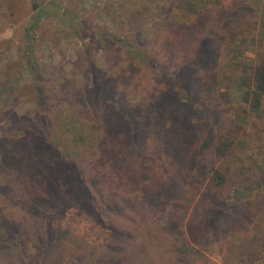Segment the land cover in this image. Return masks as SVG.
<instances>
[{"label":"rangeland","instance_id":"374dc122","mask_svg":"<svg viewBox=\"0 0 264 264\" xmlns=\"http://www.w3.org/2000/svg\"><path fill=\"white\" fill-rule=\"evenodd\" d=\"M210 16L214 28L198 41L201 20L166 0H0V264H95L92 249L61 234L68 207L91 208L113 240L143 220L136 204L108 207L51 151L63 112L111 121L125 183L156 211L180 212L170 229L194 238L199 264H264V97L252 108L264 0H224ZM170 42L187 60L148 72V45ZM143 113L153 140L128 127ZM222 141L231 145L217 160ZM143 245L155 262L157 244Z\"/></svg>","mask_w":264,"mask_h":264},{"label":"trees","instance_id":"16d2710c","mask_svg":"<svg viewBox=\"0 0 264 264\" xmlns=\"http://www.w3.org/2000/svg\"><path fill=\"white\" fill-rule=\"evenodd\" d=\"M166 1L171 7L181 10L185 15L201 20L202 28L197 30L196 35L199 41L213 30L215 17L211 19L209 15L212 8L220 5L224 0ZM33 8L36 10L39 5H34ZM172 45V42L168 46L163 44L160 46L148 45V49L153 51L152 59L143 58V64L146 69L148 68V72L156 71V75H158L161 74L164 67L170 69L174 66H181L187 60L185 54L180 51L178 55H173L170 50L173 48ZM159 47L163 48L164 56L160 57L157 53ZM138 79L139 75L133 76L131 82L133 87L130 88L132 91L135 90ZM253 80L255 88L252 91L254 96L252 108L257 109L264 97V66L255 69ZM138 89H141L140 85H138ZM103 100L106 105H109L106 95H103ZM65 116L67 114L63 112L61 116L53 119L52 128L54 127V129L50 133L49 141L51 151L57 153L60 162L72 170L76 179L81 177L79 179L91 183L94 191L101 196L108 207L114 204L124 207L136 204L143 212V220L137 222L135 233L131 234L130 238L125 236L127 231L123 228L120 231L122 234L118 237L119 240H113L112 225L100 217H95L91 208L86 207L83 209L85 211L78 212L73 207H68L64 219L59 223L62 236H66L67 240L76 245L92 249L94 251L92 261L95 264H199L204 256L202 251L192 244L194 238L191 237L189 240L183 230L170 229L177 223L175 217L180 212L171 211L167 207L165 212L156 211L158 208H155V205L146 203L144 198L146 199L147 196L142 197V191H139L137 183L128 182V185L125 183L127 181L124 180L117 166V162L122 159V155L117 151L120 148L124 149L123 136L114 139L113 134L109 135L110 131L113 132L111 121L65 119ZM150 123L143 113L141 119L140 117L129 119L128 127L133 134L139 133L142 128L147 139L153 140L150 134L156 128ZM230 145V141H222L215 146L217 160L226 156ZM213 175L215 176L211 181L215 182L216 186L223 183L224 178L221 174L214 172ZM86 188L84 189L86 190ZM34 193L37 194L38 190L35 189ZM60 202L63 203V200L61 199ZM146 240L156 243L158 247L157 260L153 263L148 260L143 249V243ZM141 249L143 253L138 255Z\"/></svg>","mask_w":264,"mask_h":264}]
</instances>
